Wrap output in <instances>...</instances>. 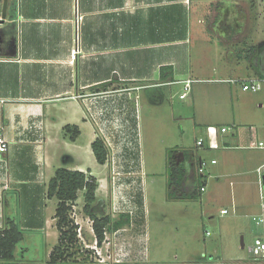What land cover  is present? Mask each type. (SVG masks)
I'll return each mask as SVG.
<instances>
[{"label": "crops", "instance_id": "1", "mask_svg": "<svg viewBox=\"0 0 264 264\" xmlns=\"http://www.w3.org/2000/svg\"><path fill=\"white\" fill-rule=\"evenodd\" d=\"M262 1L0 0V137L9 148L19 145L17 135H26L31 124L38 123V152L26 146L33 145L29 141L23 142L22 149L31 154L24 160L40 162L35 165L47 178L41 182L45 186L56 168L90 171L95 178L93 165L122 171L120 162L130 161L126 145H131L129 139L140 129L142 91L154 104L164 101L166 94L154 91L168 81L183 88V82L190 80V91L194 82L253 77L250 68L248 75L237 72L240 59L233 58V52L241 39V9L254 13ZM225 42L231 52L223 46ZM213 124L194 121L193 127L204 132ZM65 126L77 128L74 141L63 132ZM97 137L109 151L104 165L96 162L91 149ZM60 156L63 164L56 167ZM31 163L13 173L16 183L40 184ZM133 163L137 174L142 169L140 161ZM131 201L130 224L105 231L106 256L101 255L98 262L61 264H264V251L250 248L246 254H232L223 247L221 252L208 249L207 232L204 242L193 235L191 239L196 240L190 241L188 226L185 237L176 235L177 229L164 233V228L151 237L144 216L138 220L141 226H133L139 211L144 215V204L132 197ZM247 216L249 229L255 230L252 215ZM260 218L264 223L261 212ZM258 231L256 238L264 242V226Z\"/></svg>", "mask_w": 264, "mask_h": 264}, {"label": "rangeland", "instance_id": "2", "mask_svg": "<svg viewBox=\"0 0 264 264\" xmlns=\"http://www.w3.org/2000/svg\"><path fill=\"white\" fill-rule=\"evenodd\" d=\"M256 10L253 13L250 8L241 9V39L235 45L233 58L238 61L237 57L240 56V61L235 62L238 66L237 72L243 75L247 74L250 66L246 58L250 56L251 44H255L257 50L264 46V1ZM223 46L231 52V45L225 42ZM220 77L218 79H222ZM168 82L170 83H165L162 89L154 91L162 90L166 94L163 102L152 104L146 91L140 93L141 125L138 135L129 139L132 140L131 145H126V149L130 151L128 159L131 162L127 159L120 162L123 172L116 167L112 168L110 163L112 172L106 167L92 166L93 175H97L98 181L96 201L93 204L96 215H108L112 222L117 221L121 214L132 211V197L134 201L138 199L144 204V215L139 211L137 220H132L133 226L139 225V221L145 217L144 226L151 230V237L163 228L164 233L177 229L179 232L176 235L185 237L184 230L188 226V237L193 242L196 239H191V235L204 242V235L209 232L205 237L208 249L221 252L223 247L225 252L232 254H246L250 248L255 250L253 240L258 237L261 226H264L260 218L264 191L259 172L264 163V150L253 146L260 141L264 142V86L257 93H249L242 91L239 84L230 86L222 80L213 83L194 82L187 98L180 100L179 95L184 92L182 86ZM230 87L233 88L232 91ZM194 121H211L218 128L234 127L227 134L220 135L217 139L218 149L211 150L207 149L206 132L195 130ZM39 139L38 123L31 124L29 133L17 135L15 144L19 145L11 143L7 153L0 155V231L6 228V220L10 218L23 232L19 247L20 257L14 262L0 264H48V253L56 244V200L46 201L44 192L47 186L41 183L45 180L44 173L40 166L35 165V162H40L24 160L31 154L30 150L22 149L23 142L29 141L33 145L26 146L38 152L35 145ZM199 139L205 141L201 148L196 147ZM175 146H179L181 150H195L197 157L203 162L202 172L198 173L200 182L206 184L196 201L170 202L166 199V151ZM136 148L137 151L139 148L137 154ZM32 153L34 156L35 153ZM61 157L58 158L56 167L63 164ZM181 157L182 153L178 152L177 160ZM8 158L11 159L8 161ZM212 160L215 164H211ZM132 161H140L142 169L137 174L134 173L137 168H134V163L131 164ZM29 163L35 167V170L31 167L34 170L33 175L36 174L35 180L40 184L24 186L16 183L13 173ZM129 180L134 184H130ZM82 206L83 193H80L70 213V218L78 227L79 254L74 258L80 263L98 262L101 255H107L108 249L103 242L100 245L103 250L96 245L91 221L83 213ZM222 209H226L228 213L221 215ZM247 214L252 215L256 224L255 230L249 229L251 218ZM150 247L152 248V242Z\"/></svg>", "mask_w": 264, "mask_h": 264}, {"label": "trees", "instance_id": "3", "mask_svg": "<svg viewBox=\"0 0 264 264\" xmlns=\"http://www.w3.org/2000/svg\"><path fill=\"white\" fill-rule=\"evenodd\" d=\"M249 50L250 56L246 58L250 65L248 69H251L253 76L264 78V46L259 50L255 46H251ZM238 58L240 59L239 55ZM63 132L65 135L70 133L71 141H74L79 135L75 126H65ZM91 149L99 165L107 163L109 151L102 138L97 137L91 144ZM178 152L182 153L180 160L176 158ZM200 162L195 150L170 148L166 151V199L168 201H196L200 198L202 193L200 191L202 183L198 173ZM97 189L98 181L90 174V171L84 174L64 168L55 170L44 192L46 199L56 200L54 219L58 235L57 242L49 254L48 264L76 262L74 256L79 254L78 227L70 218V213L78 199L79 192H83L82 211L91 221L97 246H100L104 241L106 230H116L129 223L127 214H121L119 219L113 222L108 215L101 217L96 215L93 204L96 201ZM28 198L32 200L31 197ZM22 240L23 232L20 227L12 219L7 218L6 228L0 231V262L16 261L20 257L19 247Z\"/></svg>", "mask_w": 264, "mask_h": 264}, {"label": "built area", "instance_id": "4", "mask_svg": "<svg viewBox=\"0 0 264 264\" xmlns=\"http://www.w3.org/2000/svg\"><path fill=\"white\" fill-rule=\"evenodd\" d=\"M80 19H81V17L79 16V20ZM225 82L232 84V85L239 84L241 86L242 91L249 92V93H257V92L261 91L263 86H264V78H258L256 76L248 77V78H244V79H239V78L231 79V80H226ZM168 83H170V82H168ZM183 83H184V86H183L184 92L181 95H179V99H184L187 96V93L189 92V84L191 83V81L188 80V81L183 82ZM230 129H231L230 127H225V126H222L219 128L216 126H208L205 130L207 138H208L207 149L217 150L218 149V144H217L218 136L228 133L230 131ZM204 144H205L204 139H199L198 141H196V147H198V148L203 147ZM253 147L264 150V142L260 141ZM8 148H9L8 142L5 141L2 137H0V155L6 154L8 151ZM200 161L201 162L199 164V170L198 171L201 173L203 162L201 159H200ZM211 164H215V161L212 160ZM259 172H260V181H261V184L263 186V191H264V181H263L264 163L259 168ZM204 186H205V184L201 185V188H200L201 192L204 191ZM226 213H227L226 209L221 210V212H220L221 215H225ZM261 217L264 218V195L262 197V202H261ZM206 234L208 235L209 232H207ZM79 236L81 237L80 232H79ZM253 246L257 251H260V252L264 251V242L259 238L254 239Z\"/></svg>", "mask_w": 264, "mask_h": 264}, {"label": "water", "instance_id": "5", "mask_svg": "<svg viewBox=\"0 0 264 264\" xmlns=\"http://www.w3.org/2000/svg\"><path fill=\"white\" fill-rule=\"evenodd\" d=\"M263 181H264V178H263Z\"/></svg>", "mask_w": 264, "mask_h": 264}]
</instances>
